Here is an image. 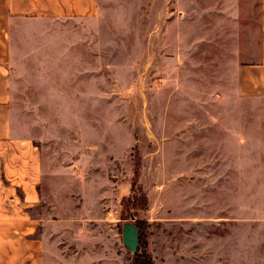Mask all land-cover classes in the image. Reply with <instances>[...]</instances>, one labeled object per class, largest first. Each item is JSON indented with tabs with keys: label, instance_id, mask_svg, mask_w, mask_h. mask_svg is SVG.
<instances>
[{
	"label": "rangeland",
	"instance_id": "obj_1",
	"mask_svg": "<svg viewBox=\"0 0 264 264\" xmlns=\"http://www.w3.org/2000/svg\"><path fill=\"white\" fill-rule=\"evenodd\" d=\"M96 2L93 18L42 21L38 44L19 42L12 62V131L40 148L36 213L53 264H142L143 254L147 264H264V209L252 197L264 158H240L228 131L240 119L235 69L256 46L258 0ZM214 163L231 173L217 174L220 192L232 181L236 203L243 177L255 211L182 220L195 173L205 180L200 210L226 208L224 196L208 207ZM125 221L138 226L135 252L122 243Z\"/></svg>",
	"mask_w": 264,
	"mask_h": 264
},
{
	"label": "crops",
	"instance_id": "obj_2",
	"mask_svg": "<svg viewBox=\"0 0 264 264\" xmlns=\"http://www.w3.org/2000/svg\"><path fill=\"white\" fill-rule=\"evenodd\" d=\"M258 3L256 46L249 53L250 60L239 62L235 69V96L241 114L237 123L232 125L231 121L235 127L228 131L240 143V158H264V0H258ZM97 13L96 0H0V264H53L56 258L55 252L45 247V235L42 231L40 233L44 219L36 213L41 201L40 189L45 180L40 148L31 139L14 135L11 126L12 62L16 60L21 48L19 42L27 46L31 36V44H38L42 21L93 18ZM35 36H39L38 39ZM224 134L228 135L227 132ZM197 138L199 135L193 136L194 150L199 149L200 140ZM217 156L215 154L214 158ZM260 163L254 171L255 190L260 186L262 192L253 193L252 197L257 199L260 196L262 199H257L255 203L260 204L257 208L264 209V182L261 179L264 166ZM209 165L208 180L214 188L210 192L208 207L211 209L224 196L226 208L219 210L220 206L218 209L214 206V210H217L207 215L204 210H200L197 187L205 180L199 181L195 173L192 195L187 191L181 198L183 203L185 199L188 203L193 197L191 207H186L187 212L183 211L179 217L193 221L201 217L240 220L239 217H248L245 214L249 209L255 211L249 206L248 185L244 184L243 177L238 185L240 192L235 193L238 201L234 203L232 181L231 188L223 194L219 189L222 183L217 184L218 173L223 174V180L230 177L227 166L224 171H220L216 163ZM196 170L199 173L200 169L196 167ZM225 193H230L229 198ZM194 247L193 257L198 255Z\"/></svg>",
	"mask_w": 264,
	"mask_h": 264
},
{
	"label": "water",
	"instance_id": "obj_3",
	"mask_svg": "<svg viewBox=\"0 0 264 264\" xmlns=\"http://www.w3.org/2000/svg\"><path fill=\"white\" fill-rule=\"evenodd\" d=\"M122 243L131 251L135 252L139 244L138 226L132 221L122 224Z\"/></svg>",
	"mask_w": 264,
	"mask_h": 264
},
{
	"label": "trees",
	"instance_id": "obj_4",
	"mask_svg": "<svg viewBox=\"0 0 264 264\" xmlns=\"http://www.w3.org/2000/svg\"><path fill=\"white\" fill-rule=\"evenodd\" d=\"M142 257L144 258V261L142 262V264H147V260L146 258H148L145 254L142 255ZM149 259V258H148ZM132 264H137V262L133 261Z\"/></svg>",
	"mask_w": 264,
	"mask_h": 264
}]
</instances>
